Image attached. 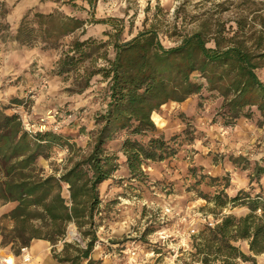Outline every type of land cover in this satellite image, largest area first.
I'll list each match as a JSON object with an SVG mask.
<instances>
[{
	"label": "rangeland",
	"instance_id": "374dc122",
	"mask_svg": "<svg viewBox=\"0 0 264 264\" xmlns=\"http://www.w3.org/2000/svg\"><path fill=\"white\" fill-rule=\"evenodd\" d=\"M75 4L65 0H0V18L14 30L25 16L31 21L34 13L59 11L82 20L90 17L85 1L75 0ZM93 16L112 20L85 23L48 47L38 40L0 38V107L7 114H17L22 124L32 123V133L60 135L48 157L36 160L34 169L43 174L58 176L90 151L102 123L98 118L108 101L107 82L101 74L88 82L86 78L90 70L104 64L102 54L113 57L110 45L94 49L91 57L58 73L59 60L66 53L72 54L74 39L108 41L109 34L120 26L119 38L127 40L144 28H153L163 46L170 47L203 23L214 29L222 26L223 35L231 36L238 22L246 24L247 38H255L264 22V0H97ZM260 62L256 73L264 81V60ZM221 103L217 91L204 87L181 102L167 101L154 111L156 119L152 115L151 119L157 131L153 134L140 136L121 129L106 142V149L117 156L118 166L98 186L101 203L94 216L98 226L92 264H196L191 256L193 240L205 227H213L208 221L215 225L222 215L248 212L246 205L232 202L217 206L213 200L217 192L228 197L245 192L264 195V173L256 176L254 169L256 165L264 167V118L255 112L228 123L220 115ZM158 135L165 140L172 137L169 145L173 152L168 150L162 159L146 160L142 172L132 175L121 149L123 140L129 136L147 141ZM63 193L68 197L66 186ZM14 205L0 201L4 210ZM12 226L8 217L0 220V232L6 233ZM64 239L80 246L87 240L72 222ZM235 244L249 254L247 241ZM30 245L25 246L30 256L27 262H23L21 250L16 254L11 244L0 246V256L31 264ZM56 248L58 252L61 242ZM254 257L256 264H264V253Z\"/></svg>",
	"mask_w": 264,
	"mask_h": 264
},
{
	"label": "trees",
	"instance_id": "16d2710c",
	"mask_svg": "<svg viewBox=\"0 0 264 264\" xmlns=\"http://www.w3.org/2000/svg\"><path fill=\"white\" fill-rule=\"evenodd\" d=\"M65 1L76 5L75 0ZM83 1L90 8V17L84 20L59 11L40 12L34 13L31 21L25 16L12 30L0 18V38L18 42L38 40L48 47L85 23L112 20L94 18L97 0ZM261 23L255 38L245 36L243 22H238V29L231 36L223 35L222 26L214 29L203 23L170 47L163 46L153 28H144L127 40L119 38L120 26L109 34L108 41L92 37L74 39L72 54L66 53L59 60L58 73L91 57L94 49L97 51L105 45L113 49L111 58L106 53L100 54L104 64L90 70L86 78L88 82L93 75L101 74L107 82L108 101L98 118L101 127L86 155L75 159L58 176L43 174L41 170L35 171L36 160L40 156L48 157L51 146L60 142V135L51 131L29 132L17 114H7L0 107V201L15 203L1 216L11 219L13 226L6 233L0 232V245L11 244L17 254L32 240L42 239L50 243L52 256L61 264L95 262L91 252L97 240L98 224L94 216L101 203L98 186L118 166V158L106 149V142L121 129L140 136L153 134L157 131L151 119L154 111L167 101L181 102L204 87L222 97L220 115L226 122L241 116L249 118L255 112L264 118V81L256 73L264 60V22ZM171 139L165 140L162 135L150 136L147 141L126 137L121 149L129 172L140 173L146 160L162 159L168 150L173 152ZM254 169L256 176L264 173V167L256 165ZM64 186L68 197L63 193ZM213 200L219 207L227 202L246 205L248 212L242 216L222 215L213 227L202 229L192 244L194 262L256 264L254 255L264 253V195L245 192L228 197L217 192ZM71 222L82 238H87L84 246L64 239ZM240 240L247 241L249 254L235 244Z\"/></svg>",
	"mask_w": 264,
	"mask_h": 264
},
{
	"label": "crops",
	"instance_id": "0c3cea01",
	"mask_svg": "<svg viewBox=\"0 0 264 264\" xmlns=\"http://www.w3.org/2000/svg\"><path fill=\"white\" fill-rule=\"evenodd\" d=\"M13 207H9V209L10 208L12 209ZM7 212H8V209L4 210L3 207L0 208V218L4 213H7ZM10 223H12V222L10 221ZM0 240H1V238H0ZM49 247H50V244L46 240H42V239L33 240L32 244L30 245V250H31L32 256H33V261L31 264H57L58 262L52 256V253H51V255H49L47 252Z\"/></svg>",
	"mask_w": 264,
	"mask_h": 264
},
{
	"label": "built area",
	"instance_id": "2783aa9c",
	"mask_svg": "<svg viewBox=\"0 0 264 264\" xmlns=\"http://www.w3.org/2000/svg\"><path fill=\"white\" fill-rule=\"evenodd\" d=\"M24 128L29 131V132H32V129L31 127H33L34 125L32 123H30L29 121H26L24 124ZM43 127V126H41ZM208 225L209 226H214V221H208ZM194 231V230H192ZM21 252H22V259H23V262H27L30 260V256L29 254L26 252L27 251V248L25 247H21L20 248ZM133 254V253H132ZM0 264H21L19 263L18 261L15 260V258L11 257V260H8L7 259V256H0Z\"/></svg>",
	"mask_w": 264,
	"mask_h": 264
},
{
	"label": "bare ground",
	"instance_id": "6f19581e",
	"mask_svg": "<svg viewBox=\"0 0 264 264\" xmlns=\"http://www.w3.org/2000/svg\"><path fill=\"white\" fill-rule=\"evenodd\" d=\"M154 115H155V114H154ZM154 117H155V116L152 115V118H154ZM157 117H158V116H157ZM154 119H156V117H155ZM158 119H159V118H158Z\"/></svg>",
	"mask_w": 264,
	"mask_h": 264
}]
</instances>
